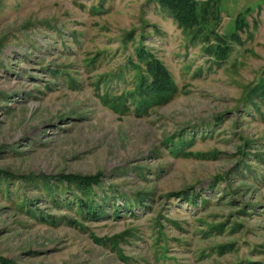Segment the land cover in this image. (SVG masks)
I'll list each match as a JSON object with an SVG mask.
<instances>
[{"label":"rangeland","instance_id":"374dc122","mask_svg":"<svg viewBox=\"0 0 264 264\" xmlns=\"http://www.w3.org/2000/svg\"><path fill=\"white\" fill-rule=\"evenodd\" d=\"M196 1L0 0V258L264 264V0Z\"/></svg>","mask_w":264,"mask_h":264},{"label":"trees","instance_id":"16d2710c","mask_svg":"<svg viewBox=\"0 0 264 264\" xmlns=\"http://www.w3.org/2000/svg\"><path fill=\"white\" fill-rule=\"evenodd\" d=\"M164 6H166L176 20L184 27H191L196 25L199 20V14L197 11L196 0H162ZM68 180L69 177H65ZM76 183L84 190L89 188L93 183H97L95 177L88 176H75L73 177ZM72 180V179H71ZM0 264H13L11 261L0 258Z\"/></svg>","mask_w":264,"mask_h":264}]
</instances>
